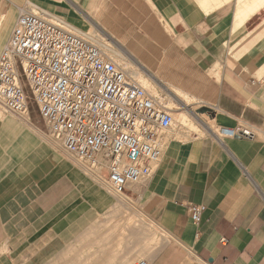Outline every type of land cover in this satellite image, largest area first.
I'll return each instance as SVG.
<instances>
[{
  "label": "crops",
  "instance_id": "crops-1",
  "mask_svg": "<svg viewBox=\"0 0 264 264\" xmlns=\"http://www.w3.org/2000/svg\"><path fill=\"white\" fill-rule=\"evenodd\" d=\"M21 9L105 39L199 117L162 134L133 191L140 231L113 242L109 195L125 196L107 170L52 139L31 99L25 115L0 106V264H264V0H0V54Z\"/></svg>",
  "mask_w": 264,
  "mask_h": 264
},
{
  "label": "built area",
  "instance_id": "built-area-1",
  "mask_svg": "<svg viewBox=\"0 0 264 264\" xmlns=\"http://www.w3.org/2000/svg\"><path fill=\"white\" fill-rule=\"evenodd\" d=\"M29 99L49 136L78 163L105 166L118 194L151 178L161 136L173 124L163 99L112 61L91 35L45 12L21 9L0 54V106L25 115ZM188 210L198 226L205 206Z\"/></svg>",
  "mask_w": 264,
  "mask_h": 264
},
{
  "label": "rangeland",
  "instance_id": "rangeland-1",
  "mask_svg": "<svg viewBox=\"0 0 264 264\" xmlns=\"http://www.w3.org/2000/svg\"><path fill=\"white\" fill-rule=\"evenodd\" d=\"M96 36V35H95ZM93 36V40L97 43V45L106 52V54L112 59V61L116 62L117 64L122 65L124 68H126L127 70L131 71L132 74L131 76L139 83L141 84V86L143 88H146V90L148 92H150L153 96H156L158 98L163 99V101L167 102L168 104V98H167V92H163L162 90H159L157 88V85L154 84V78L150 76V74L148 73V68L147 67H140L137 66L136 64H132L130 63V61H128L127 59L123 58L120 56V54H118V52L116 51V49L111 46L110 44L107 43V41L105 39H102L100 36ZM98 38V39H96ZM101 43L103 46L110 48V50H112V52H107L106 49H104L101 46ZM137 74V75H134ZM146 78L149 79V82L147 81V83L144 82V80H147ZM151 83V84H150ZM147 86V87H146ZM154 88L156 89L154 92ZM174 93H178V92H174ZM189 104L187 106H183V105H179V108H177V106H172L169 105V107L167 108H171V113H172V117H173V124L171 126V128H174L178 125L185 127L186 129H188V131H195L196 129V125L193 124V119L195 117H199V114H196L195 109L198 110V105L193 104V101L190 100L188 98ZM179 104V103H178ZM180 111L181 109L183 111H185L186 113V118H184V120L181 121V119H178L176 113V110ZM183 119V118H182ZM180 122H176L179 121ZM87 168H89V166L87 164H84ZM91 169V168H90ZM93 170L96 169L92 168ZM91 169V170H92ZM102 170V174L106 175V167L103 166V168H101ZM92 173H96L94 171H91ZM143 182L139 183V184H135V185H130L128 186L127 190L124 191L122 193L123 196H125V198L128 200H126L123 197V200H119L115 201L114 198L110 196V203L112 204L110 206V214H109V228H110V233L114 234V239L112 240L113 242H122L123 238L126 236H129L128 234H132L134 232H139L140 231V220H139V213H136V210H140V204L138 203V201H136V199H134V190H136L140 184H142ZM112 194H114L112 192ZM126 201V202H125ZM119 202V203H117ZM120 234V236L118 237L116 234ZM118 237V238H117ZM161 241V237L154 231V247Z\"/></svg>",
  "mask_w": 264,
  "mask_h": 264
},
{
  "label": "bare ground",
  "instance_id": "bare-ground-1",
  "mask_svg": "<svg viewBox=\"0 0 264 264\" xmlns=\"http://www.w3.org/2000/svg\"><path fill=\"white\" fill-rule=\"evenodd\" d=\"M141 85V84H140ZM147 87V86H146ZM146 89V88H145ZM164 104L167 106V104H166V102L164 101ZM168 107V106H167ZM170 109V108H169ZM93 170V169H92ZM93 171H95V172H97V173H101L102 172V170H101V168L100 167H98V168H96V169H94ZM105 183H107L106 181H105ZM106 185V184H105ZM107 185H108V187L110 188V190L115 194V195H121V194H118V193H115L113 190H112V188L110 187V185L107 183ZM105 191V190H104ZM107 192V191H106ZM108 194V193H107Z\"/></svg>",
  "mask_w": 264,
  "mask_h": 264
}]
</instances>
